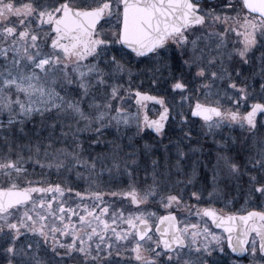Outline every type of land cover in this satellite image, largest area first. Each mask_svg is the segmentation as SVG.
Wrapping results in <instances>:
<instances>
[{
	"label": "snow or ice",
	"instance_id": "snow-or-ice-1",
	"mask_svg": "<svg viewBox=\"0 0 264 264\" xmlns=\"http://www.w3.org/2000/svg\"><path fill=\"white\" fill-rule=\"evenodd\" d=\"M145 81L214 97L190 110L207 150L177 110L157 155L145 137L167 136L171 110ZM230 193L264 200V0H0V264H217L204 217L264 264V210L200 207Z\"/></svg>",
	"mask_w": 264,
	"mask_h": 264
},
{
	"label": "flooded vegetation",
	"instance_id": "flooded-vegetation-1",
	"mask_svg": "<svg viewBox=\"0 0 264 264\" xmlns=\"http://www.w3.org/2000/svg\"><path fill=\"white\" fill-rule=\"evenodd\" d=\"M135 63L136 62L134 60L133 64L135 65ZM141 79H143V77L134 76L133 87L137 86ZM141 90L142 91H150V94H152V95H163V96H165L166 101H169V103H170V101L171 102L173 101V97L175 96V94L177 95V93H178L177 92V93L173 94L171 92L152 91V90L148 89L147 81H145V86ZM183 95L187 98L182 100L181 95H180L177 97L176 102L174 101L175 105H173V107H169L171 110V116H170L168 126L165 129V131L167 132V136L159 137V136H157V134L154 131H152L151 137H145V140H147L149 143H152L154 145H156L157 140H162L161 144L156 145L159 148V151H157L158 156L164 155V153H165V147L164 146L165 145H167L169 147L170 151L172 153H174L175 149H174V146L172 144H170V141L175 142L182 135V133L180 132L181 124L179 122V119L176 117V111L177 110L183 111L185 114L189 115L191 120L197 121V123L195 125L197 131L193 133L194 141L196 139H200L202 142H204V137L198 135V133L201 130V127L203 125V121L199 117H191V111L190 110L195 107V103H196L197 99H199L201 102H204L205 99L211 101L214 99V97L211 95L205 94L202 90H199V89H197L195 92H193L191 94L185 92ZM143 103H144V108L140 109V112L142 111L141 118H143L144 113L147 112V115L150 118L155 119L158 117L159 113L163 110L162 107L160 106V104L156 101L147 100V101H144ZM250 104H251V101L249 102V106H250ZM225 105L227 106L226 101H225ZM124 106L133 107V108L128 109L131 112L136 110L135 108L138 107V105L136 104V100L134 98V95L127 97V103ZM241 110L243 111V110H248V109L242 108ZM149 131H151V130H149ZM108 138L111 139V135H109ZM204 146H205V150H207L210 147V141L204 142ZM43 177L47 178V177H49V175L43 176ZM50 178L53 181L58 180V178L55 175L51 176ZM103 187L104 186L101 185V188H103ZM83 188L86 189L87 185L84 184ZM76 203H79V201L77 200ZM85 203L90 204V203H92V201L86 199ZM191 203L195 205L196 201L193 199L191 201ZM208 206L214 207L215 209L219 210L222 215H228L230 213L242 215V214H244L248 211H252V210H256V211L264 210V200H251L250 201L246 197L236 195V193H230L227 197L221 196L218 202L208 201L207 204L201 205L200 207L202 208V207H208ZM117 207H123L126 211L133 210V208L130 207L127 204V202H125L122 205L117 204ZM78 211H79V209H78ZM181 212H183L182 209L180 210V213ZM180 213H178V215L182 221L184 220L185 216H188V220L191 223H197V222L201 221V217L195 216V210H193L191 215H189V213L187 211L183 212L184 213L183 215H181ZM161 214H163V213L161 212ZM72 219H76V218L73 217ZM205 226L208 229H210L212 232L219 234L222 238V241H223L224 252L219 253V254L214 253V259L216 260L217 264H252V256L250 253H248V252H232L231 248L227 244V240H226V237L228 236L227 232L223 228L217 227V225L211 221V218H209V217L203 218V222L201 223V227H205ZM252 238L258 240V238H256L254 235ZM257 262L259 264V258H257Z\"/></svg>",
	"mask_w": 264,
	"mask_h": 264
},
{
	"label": "rangeland",
	"instance_id": "rangeland-1",
	"mask_svg": "<svg viewBox=\"0 0 264 264\" xmlns=\"http://www.w3.org/2000/svg\"><path fill=\"white\" fill-rule=\"evenodd\" d=\"M180 95H181L180 93H177V95L175 94V96L173 97V101L172 102L170 101V103L172 105L169 103V101H167L168 102V106L169 107H173V105H175V102H176L177 97L180 96ZM124 107H126L127 109L133 108V107H129V106H124ZM135 109H136L135 111H132L133 113H135L137 111L138 107H136ZM140 114H142V111L140 112ZM29 179H38V177L29 176ZM96 190L101 191V192H107L108 191V189L106 187H103V188L99 187L98 189H93V191H96ZM105 199H107V200L110 201L112 198L110 197V195H108V196L105 197ZM182 210H183V212H186V210H184V209H182ZM183 212H181L180 214L183 215L184 214Z\"/></svg>",
	"mask_w": 264,
	"mask_h": 264
},
{
	"label": "trees",
	"instance_id": "trees-1",
	"mask_svg": "<svg viewBox=\"0 0 264 264\" xmlns=\"http://www.w3.org/2000/svg\"><path fill=\"white\" fill-rule=\"evenodd\" d=\"M29 174H30L29 176L38 177V179L41 178V176L50 175L47 170H44L42 172L39 166H36L34 170L32 168H29ZM51 176H54V175H51Z\"/></svg>",
	"mask_w": 264,
	"mask_h": 264
},
{
	"label": "water",
	"instance_id": "water-1",
	"mask_svg": "<svg viewBox=\"0 0 264 264\" xmlns=\"http://www.w3.org/2000/svg\"><path fill=\"white\" fill-rule=\"evenodd\" d=\"M228 234V233H227Z\"/></svg>",
	"mask_w": 264,
	"mask_h": 264
}]
</instances>
